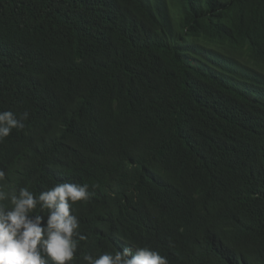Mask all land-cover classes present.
<instances>
[{
  "label": "trees",
  "instance_id": "obj_1",
  "mask_svg": "<svg viewBox=\"0 0 264 264\" xmlns=\"http://www.w3.org/2000/svg\"><path fill=\"white\" fill-rule=\"evenodd\" d=\"M4 110L9 186L95 193L70 264H264V0H0Z\"/></svg>",
  "mask_w": 264,
  "mask_h": 264
},
{
  "label": "clouds",
  "instance_id": "obj_2",
  "mask_svg": "<svg viewBox=\"0 0 264 264\" xmlns=\"http://www.w3.org/2000/svg\"><path fill=\"white\" fill-rule=\"evenodd\" d=\"M29 112L19 117L0 111V142L13 129H23ZM0 169V264H70L79 241L80 219L72 205L86 202L95 193L88 183L61 182L34 193L29 186H9ZM93 185L92 187H98ZM46 212V215L43 214ZM84 264H169L166 256L147 246H128L115 252L82 254Z\"/></svg>",
  "mask_w": 264,
  "mask_h": 264
}]
</instances>
